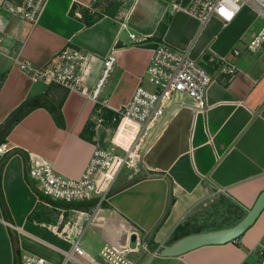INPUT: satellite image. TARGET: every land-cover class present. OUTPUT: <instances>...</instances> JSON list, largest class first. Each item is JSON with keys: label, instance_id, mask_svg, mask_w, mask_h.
I'll return each mask as SVG.
<instances>
[{"label": "crops", "instance_id": "obj_1", "mask_svg": "<svg viewBox=\"0 0 264 264\" xmlns=\"http://www.w3.org/2000/svg\"><path fill=\"white\" fill-rule=\"evenodd\" d=\"M191 1L131 0L127 6L110 3L104 8L95 6L97 0H47L31 23L23 17L24 0H7L0 26V126L29 98L39 107L7 137L11 152H19L3 164L0 155V194L7 207L0 200V264H21L25 255L63 264L64 253L77 239L76 233L65 232L67 221L78 218L76 212L86 216L81 217L87 227L80 245L96 259L107 245L135 248L140 238L146 247L130 255L137 264L257 262L253 256L264 239V212L234 242L181 256L161 255L175 230L216 192L244 217L264 192V43L255 50L249 47L264 30V14L248 5L230 23L214 16L203 25L189 12ZM84 11L93 18L104 15L87 26ZM160 43L188 51L211 73L206 107L197 109L190 98H175L142 162L123 170L101 206L55 210L48 224L30 220L40 199L31 186L28 154L43 157L65 177L79 179L96 147L123 152L135 126L114 125L97 106L115 111L130 102L138 87L152 89L146 71ZM67 47L89 57L85 93L34 81L20 69L22 62L40 69ZM113 53L117 63L97 101L93 90ZM221 59L237 68L233 77L222 72ZM52 111H61L64 128Z\"/></svg>", "mask_w": 264, "mask_h": 264}, {"label": "built area", "instance_id": "obj_2", "mask_svg": "<svg viewBox=\"0 0 264 264\" xmlns=\"http://www.w3.org/2000/svg\"><path fill=\"white\" fill-rule=\"evenodd\" d=\"M47 0H24L23 17L26 21L35 23ZM7 0H0V26L3 21V11ZM248 5L257 6L264 14V0H192L189 12L206 24L217 16L230 23ZM82 17L81 13H77ZM135 38V36L133 35ZM264 43V30L255 37L249 47L255 50ZM239 52L237 51L236 54ZM117 61L111 54L104 62L102 75L93 90V98L99 100L102 89L110 77ZM222 64V65H221ZM20 69L31 75L34 81H44L59 85L72 91L87 90L82 87L89 57L79 49L67 47L59 53L55 61H51L40 69H35L29 62L20 63ZM223 73L234 76L237 68L220 60ZM146 77L152 89L140 86L136 89L130 102L114 112L111 122L116 126L131 123L135 130L128 136L123 146L122 154L116 151L96 147L87 167L79 179H72L59 174L43 157L29 153L30 175L36 185L48 196L72 202L98 199L97 207L104 204L121 173L126 168H136L143 156L153 132L167 114L176 95L186 96L195 103L197 109L206 107V95L213 82V76L207 68L194 60L188 51L177 50L165 43L158 44L153 49L151 63L146 71ZM102 113V111H99ZM102 122L104 120H101ZM11 149L8 145L0 147V155L5 156ZM13 227L12 225H10ZM87 225L78 231L66 228L68 235L74 233L77 239L71 250L64 253L63 264H137L130 255L139 251L144 241L137 239L136 247L116 244L105 246L96 259L89 255L80 245ZM260 255V264H264V242L254 249ZM87 263H86V262ZM23 264H52L34 255H25Z\"/></svg>", "mask_w": 264, "mask_h": 264}, {"label": "trees", "instance_id": "obj_3", "mask_svg": "<svg viewBox=\"0 0 264 264\" xmlns=\"http://www.w3.org/2000/svg\"><path fill=\"white\" fill-rule=\"evenodd\" d=\"M74 14V12H73ZM104 14L101 13L98 18L103 17ZM83 18L86 21L87 26L93 25L98 18H93L89 15V12H85L83 14ZM167 29V23H163L161 26V35H164L165 31ZM39 105L35 102L33 98H29L26 101H24L21 106L16 109L10 117L7 119L6 123L0 126V147L4 145L7 141V137L11 130L22 120L24 119L28 114H30L33 110L37 109ZM98 111H102L101 116L105 120H109L113 117L114 112L110 111L103 106L99 105L97 106ZM52 115L57 122L58 126L64 128L65 126V121L63 114L61 111H52ZM16 152L19 151H14V152H9L7 155L3 156L4 161L2 160V164L7 161V158H9L11 155L15 154ZM29 162V160H28ZM1 189V187H0ZM40 203L37 206L36 210L30 215L29 219L32 221H37V222H42L48 224L50 223V215L55 212V210H78V211H83L87 210L88 208L92 207V205H87V206H79V207H73V206H64V205H59L56 203H53L51 201H48L42 197H39ZM0 200L3 204V207H5L4 210H7L6 204L4 203V198L0 194ZM239 208V207H238ZM240 209V208H239ZM241 210V209H240ZM242 211V210H241ZM244 219L243 212L242 215L237 218L235 224H229L227 226L223 225H217L215 227L212 226H207V225H199L196 223V221L189 219L185 223L181 224L173 233L172 237L169 239V242L167 243L169 246L176 243L177 241L181 240L182 238H185L187 236L193 235V234H200V233H205V232H213V231H218L226 228H230L232 226H235L238 224L240 221ZM155 249V247H153Z\"/></svg>", "mask_w": 264, "mask_h": 264}, {"label": "water", "instance_id": "obj_4", "mask_svg": "<svg viewBox=\"0 0 264 264\" xmlns=\"http://www.w3.org/2000/svg\"><path fill=\"white\" fill-rule=\"evenodd\" d=\"M30 182L32 188L39 197H42L48 201L59 205L79 207L93 205L98 202L97 198L81 202H72L56 199L45 194L33 180H31ZM263 212L264 192L261 193L255 205L244 217V219L235 226L218 231L205 232L187 236L172 244L171 246L164 247L161 251V255L168 257L181 256L187 252L193 251L203 246L223 245L230 242H234L257 222ZM21 264L23 263L21 262Z\"/></svg>", "mask_w": 264, "mask_h": 264}, {"label": "rangeland", "instance_id": "obj_5", "mask_svg": "<svg viewBox=\"0 0 264 264\" xmlns=\"http://www.w3.org/2000/svg\"><path fill=\"white\" fill-rule=\"evenodd\" d=\"M131 0H97L95 6L98 4L104 8L107 7L110 3L116 4L117 6L129 5ZM111 4V6L113 5ZM181 95H176L175 98L189 100L187 97ZM118 154H122V152L117 151ZM77 219H70L67 221L66 228L70 229L78 228V231L81 230L85 223H82L81 217H86L83 212H76ZM239 215H242V211L231 201L226 199L221 193L216 192L215 196L207 201V203L199 206L195 212L193 213L191 220L196 221L199 225H207L215 227L217 225L227 226L229 224H235ZM66 224V223H65ZM264 242V239L262 240ZM135 243V241H134ZM257 253V252H256ZM258 257H257V256ZM253 256L256 258L255 264H260V255L257 253Z\"/></svg>", "mask_w": 264, "mask_h": 264}]
</instances>
